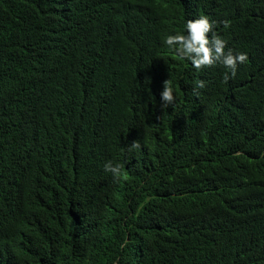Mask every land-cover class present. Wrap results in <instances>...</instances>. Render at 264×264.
<instances>
[{
	"label": "trees",
	"instance_id": "16d2710c",
	"mask_svg": "<svg viewBox=\"0 0 264 264\" xmlns=\"http://www.w3.org/2000/svg\"><path fill=\"white\" fill-rule=\"evenodd\" d=\"M0 264H264V0H0Z\"/></svg>",
	"mask_w": 264,
	"mask_h": 264
},
{
	"label": "clouds",
	"instance_id": "9594fccd",
	"mask_svg": "<svg viewBox=\"0 0 264 264\" xmlns=\"http://www.w3.org/2000/svg\"><path fill=\"white\" fill-rule=\"evenodd\" d=\"M185 27L187 35H169L165 42L169 46H177L175 50L180 57L189 59L197 70L220 62L231 70V75L234 77L237 64L247 61L248 57L246 53L233 55L229 51L225 54V42L218 36H213L211 41L209 40L207 34L211 31L212 24L209 22L208 17L201 16L195 20H188ZM224 79L227 81L229 76L225 74ZM197 86L203 88L205 84L203 81H199ZM160 95L162 106L173 104L175 97L169 80L164 81L163 90ZM131 146L133 148L140 147L138 141H133ZM105 170L112 172L114 176H119L120 174V166L114 167L110 162L105 165Z\"/></svg>",
	"mask_w": 264,
	"mask_h": 264
}]
</instances>
